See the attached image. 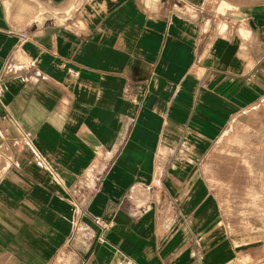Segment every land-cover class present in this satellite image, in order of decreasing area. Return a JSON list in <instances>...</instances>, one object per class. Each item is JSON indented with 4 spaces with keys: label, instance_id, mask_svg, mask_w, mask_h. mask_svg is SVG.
Wrapping results in <instances>:
<instances>
[{
    "label": "crops",
    "instance_id": "0c3cea01",
    "mask_svg": "<svg viewBox=\"0 0 264 264\" xmlns=\"http://www.w3.org/2000/svg\"><path fill=\"white\" fill-rule=\"evenodd\" d=\"M210 2L0 0V264L246 251L203 170L264 96V0Z\"/></svg>",
    "mask_w": 264,
    "mask_h": 264
},
{
    "label": "rangeland",
    "instance_id": "374dc122",
    "mask_svg": "<svg viewBox=\"0 0 264 264\" xmlns=\"http://www.w3.org/2000/svg\"><path fill=\"white\" fill-rule=\"evenodd\" d=\"M210 3L215 14L233 10L227 0ZM208 165L203 175L218 213L214 229L230 243L247 244L241 254L235 249L229 264H264V96L229 121Z\"/></svg>",
    "mask_w": 264,
    "mask_h": 264
},
{
    "label": "built area",
    "instance_id": "2783aa9c",
    "mask_svg": "<svg viewBox=\"0 0 264 264\" xmlns=\"http://www.w3.org/2000/svg\"><path fill=\"white\" fill-rule=\"evenodd\" d=\"M2 95H3V89H2V87L0 86V102H1ZM23 142L26 143V140H23ZM25 143H24V144H25ZM13 145L18 146V141L13 142Z\"/></svg>",
    "mask_w": 264,
    "mask_h": 264
}]
</instances>
